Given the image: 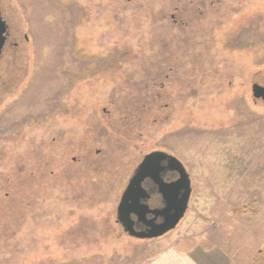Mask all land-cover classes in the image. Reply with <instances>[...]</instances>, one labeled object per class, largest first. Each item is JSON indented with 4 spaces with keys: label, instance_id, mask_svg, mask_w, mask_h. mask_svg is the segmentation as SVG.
I'll list each match as a JSON object with an SVG mask.
<instances>
[{
    "label": "rangeland",
    "instance_id": "obj_1",
    "mask_svg": "<svg viewBox=\"0 0 264 264\" xmlns=\"http://www.w3.org/2000/svg\"><path fill=\"white\" fill-rule=\"evenodd\" d=\"M213 2H192L195 30L173 55L147 0H0L17 38L0 54V264H264V101L251 92L264 0ZM152 150L182 162L191 195L174 229L138 239L116 206Z\"/></svg>",
    "mask_w": 264,
    "mask_h": 264
},
{
    "label": "water",
    "instance_id": "obj_2",
    "mask_svg": "<svg viewBox=\"0 0 264 264\" xmlns=\"http://www.w3.org/2000/svg\"><path fill=\"white\" fill-rule=\"evenodd\" d=\"M6 22L0 14V54L5 42ZM253 97L264 101V85H251ZM167 163L169 170L177 172L175 180L164 181L162 169ZM152 179L161 196L162 205L151 209L144 203L148 196L142 187V182ZM191 195V179L182 162L175 156L161 150L145 153L133 169L116 206V222L129 236L138 239L160 237L174 229L183 218ZM150 215V218H148ZM159 218V220H157ZM142 223L145 228L136 229V223Z\"/></svg>",
    "mask_w": 264,
    "mask_h": 264
},
{
    "label": "flooded vegetation",
    "instance_id": "obj_3",
    "mask_svg": "<svg viewBox=\"0 0 264 264\" xmlns=\"http://www.w3.org/2000/svg\"><path fill=\"white\" fill-rule=\"evenodd\" d=\"M144 1H146V0H134L135 3L140 2V5H141L140 8H143ZM193 1H194L193 4H196V5L198 3H201L200 6L212 7V9L209 10L210 12L217 11V9L215 10V8L213 7L214 6L213 0H210V1H207V0H203V1L202 0H191V4L186 3V0H147L148 10H146V12H148V14H151V17L154 16L155 17L154 19H157V21H159L158 27L153 29L152 33L155 37H157V38H159V40H161L163 45L166 46V49H168L167 51L173 55H174V53H173L174 51L179 52V51H176V48H181L182 44H187L186 39L188 38V34L193 33L195 30L192 27V25L191 26L189 25L192 22V20H194V19H192V12H193L192 11V2ZM172 6H173V9H172ZM2 9H3V13L5 15V10H4V8H2ZM154 9H155L156 13H154V15H152ZM166 9H169L171 12L169 13V16L166 17L164 20L163 17H165V15H166L164 10H166ZM171 9L173 10V12ZM142 10H145V9L143 8ZM142 10H141V12H142ZM3 13L0 9L1 17L4 19ZM195 19L196 20L198 19V15H196ZM7 28L8 27L6 25V34H5L4 44L6 43L7 39L10 37L14 41L17 39L15 37V34L12 35V33H10L7 30ZM12 40H11V42H13ZM13 45H15V43H13ZM168 59H170V56L163 57L164 61L165 60L167 61ZM172 60L174 62L177 59L174 58ZM171 66L172 65H170L169 68H171ZM165 77H167V74L165 75ZM161 151H164V150H161ZM164 152H166V151H164ZM168 154H171V153H168ZM162 165L165 166L164 169H162V171H163L162 172V179L166 182L175 180L178 176L177 172L174 170H169L167 167V163H165V162H163ZM128 179H127V181H128ZM127 181L124 184L123 189L125 188ZM142 187L146 190V192L148 194V196L144 200V203L147 204L148 207L151 209L160 207L162 205V201H161V196L158 193V187H157L156 183L152 179L146 178L142 182ZM123 189H122V191H123ZM122 191H121V193H122ZM121 193H120V195H121ZM148 218H150V215H148ZM157 220H159V218ZM135 225H136V229L145 228V225H143L142 223H139V222L136 223Z\"/></svg>",
    "mask_w": 264,
    "mask_h": 264
},
{
    "label": "crops",
    "instance_id": "obj_4",
    "mask_svg": "<svg viewBox=\"0 0 264 264\" xmlns=\"http://www.w3.org/2000/svg\"><path fill=\"white\" fill-rule=\"evenodd\" d=\"M174 254V253H173ZM195 264L188 256L185 254H164L159 259L157 264Z\"/></svg>",
    "mask_w": 264,
    "mask_h": 264
}]
</instances>
